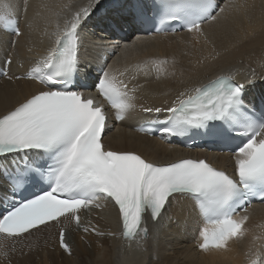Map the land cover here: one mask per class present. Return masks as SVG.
I'll list each match as a JSON object with an SVG mask.
<instances>
[{"label": "snow or ice", "instance_id": "snow-or-ice-1", "mask_svg": "<svg viewBox=\"0 0 264 264\" xmlns=\"http://www.w3.org/2000/svg\"><path fill=\"white\" fill-rule=\"evenodd\" d=\"M99 3L92 0L70 11L62 27L57 22L49 46L23 73L11 71V56L3 62L8 67L0 66V77L10 83L25 80L41 86L0 114V174L7 182V187L0 185V201L9 205L0 212V238L16 241L60 225L59 245L71 254L67 232L73 223L85 233L104 235L81 221L82 210L100 208L101 202L117 210L124 238H146V217L156 221L173 199L183 197L193 202L204 221L199 248H226L247 232L243 226L249 216L238 212H246L253 198L264 203V97L259 109L246 100V86L255 83V73L245 83L220 75L180 91L166 106L143 109L157 117L166 114L162 135L182 137L203 130L230 148L231 175L205 159L157 163L135 151L112 149L104 141L111 130L109 110H114L115 120L125 119L136 107L135 93L141 86L129 89L112 68L101 69L91 88L79 82L81 29ZM158 7L160 24L183 21L189 32L203 34L202 25L217 20L213 0H160ZM132 11L138 22L147 18L140 6ZM0 26L22 35L10 0H0ZM17 63L24 68L22 59ZM160 64L155 65L158 73ZM143 71L147 75L151 66ZM33 157L36 161L29 163ZM0 254L6 256L7 251Z\"/></svg>", "mask_w": 264, "mask_h": 264}, {"label": "bare ground", "instance_id": "bare-ground-1", "mask_svg": "<svg viewBox=\"0 0 264 264\" xmlns=\"http://www.w3.org/2000/svg\"><path fill=\"white\" fill-rule=\"evenodd\" d=\"M107 1L115 2L100 0L98 12ZM10 2L22 35L7 36L0 30V66L6 57L11 56V71L19 75L49 46V37L56 31L57 22L62 27L70 11L87 7L92 0ZM221 2L225 11H219L216 21L202 25L203 34L188 31L147 38L137 36L117 47L118 53L108 68L118 70L116 75L128 83L129 89L141 87L135 93V109L121 123H114L112 117L111 130L104 138L110 148L135 151L157 163L186 157L205 158L209 156L206 153L184 151L140 135L132 130V126L139 120L155 118L157 114L145 112V107L166 106L180 91L220 75L231 74L238 81H248L253 79L254 72V84L264 88V0ZM230 4L232 7H226ZM82 33L83 53L94 60L105 44L88 30H82ZM21 59L24 68L17 63ZM161 61L166 64H160ZM156 64H160L159 73ZM145 65L151 66L147 75L143 71ZM121 72L124 73L122 77ZM40 87L38 82L21 80L10 83L1 78L0 114L17 99ZM211 158L221 167L233 165V156ZM0 185L6 187L2 174ZM243 215H248L249 219L243 226L247 232L242 237L230 240L224 249L203 251L199 248L200 215L190 200L183 197L173 199L156 224L145 221L147 237L135 240L123 238L117 210L112 205L104 207L101 202L100 208L93 205L90 210H82L81 221L82 225L96 226L104 235L91 231L85 233L82 227L76 228L73 223L67 232L71 254L59 247L61 226L54 225L16 241L0 238V252L7 251V255L2 254L0 258L8 264H20L22 257L28 260V264H249L255 258L264 262V206L255 205Z\"/></svg>", "mask_w": 264, "mask_h": 264}, {"label": "rangeland", "instance_id": "rangeland-1", "mask_svg": "<svg viewBox=\"0 0 264 264\" xmlns=\"http://www.w3.org/2000/svg\"><path fill=\"white\" fill-rule=\"evenodd\" d=\"M2 256V254H0ZM0 264H8L4 258H0ZM20 264H28V260L25 257H22V260H20Z\"/></svg>", "mask_w": 264, "mask_h": 264}]
</instances>
